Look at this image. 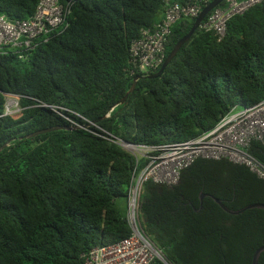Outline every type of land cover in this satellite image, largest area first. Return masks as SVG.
Returning a JSON list of instances; mask_svg holds the SVG:
<instances>
[{"label":"trees","instance_id":"obj_1","mask_svg":"<svg viewBox=\"0 0 264 264\" xmlns=\"http://www.w3.org/2000/svg\"><path fill=\"white\" fill-rule=\"evenodd\" d=\"M38 1L0 0V15L27 19ZM59 1L71 7L67 28L0 55V147L8 143L0 151V264H84L92 248L130 236L128 188L146 160L136 165L100 135L135 145L183 142L233 107L264 100V0L231 18L222 41L198 28L158 78L149 77L161 66L143 75L129 49L162 20L166 0ZM195 19L172 27L165 59ZM8 96L20 111L5 114ZM86 121L98 128L69 129ZM48 128L58 129L25 138ZM249 153L264 165L263 145L252 142ZM214 198L232 211L264 205V181L244 165L199 158L175 184L143 183L140 227L167 264H252L264 246V210L231 215Z\"/></svg>","mask_w":264,"mask_h":264},{"label":"built area","instance_id":"obj_2","mask_svg":"<svg viewBox=\"0 0 264 264\" xmlns=\"http://www.w3.org/2000/svg\"><path fill=\"white\" fill-rule=\"evenodd\" d=\"M213 0H184L183 4L166 0L162 20L152 28H143L138 39L132 41L129 49L131 63L143 75L156 71L165 59V42L172 27L183 18H197L202 8ZM263 0H223L207 14L199 25L205 32H211L217 41L226 35L227 23L236 15H242ZM224 3V5H222ZM70 4L59 0H39L35 13L27 19L9 20L0 15V55L15 49H33L39 38L59 33L68 26ZM16 108L12 96L6 98L5 114ZM44 107H47L44 105ZM54 109L53 107H49ZM15 112V113H16ZM67 119V118H66ZM75 127H96L93 122ZM94 133V132H93ZM97 135V133H94ZM123 148L138 160L145 159L143 169L132 171L126 201V219L131 229L129 237L109 246H98L84 254V264H150L162 254L144 235L140 227V196L146 181L172 185L179 178L181 170L196 159H227L234 164L244 165L258 179L264 181V165L250 153L252 142L264 146V100L251 107H233L210 131L187 141L156 146L135 145L115 136H101Z\"/></svg>","mask_w":264,"mask_h":264},{"label":"water","instance_id":"obj_3","mask_svg":"<svg viewBox=\"0 0 264 264\" xmlns=\"http://www.w3.org/2000/svg\"><path fill=\"white\" fill-rule=\"evenodd\" d=\"M223 2V0H213L211 1L207 6H205L202 11L199 13V15L197 16V18L195 19L190 31L183 37L181 38L175 45L174 47L171 49V51L169 52V54L167 55L166 59L164 60L163 64L161 65L159 71L155 74H153L152 76H150L149 78H158L162 75L164 69L166 68V66L175 58L176 54L178 53V51L180 50V48L186 43L188 42V40L190 39V37L194 34V32L199 28V25L201 24V22L205 19V17L207 16L208 13H210L215 7H217L218 5H220ZM140 76H136L133 79L132 85L129 89V91L126 93L125 97L122 99V101L120 102V104L124 103V101L126 100L127 96L129 94H132L137 81L140 79ZM94 124H96V121L93 122ZM79 127H70V130H75ZM58 128H48V129H43L37 132H34L30 135L25 136V138H32L41 134H45L51 131H54ZM8 145V143L4 144L3 146L0 147V151H2L6 146ZM204 195L200 194L199 199L200 201H202ZM214 201L228 214L231 215H238L241 214L242 212H244L245 210L248 209H262L264 210V205L263 204H251L248 205L238 211H232L229 210L228 208H226L220 200L214 198ZM264 252V246L259 247L255 252L254 255L252 257V264H258V259L260 254ZM160 261H162L163 263L167 264V262L165 261V259L163 258V256L161 255L158 258Z\"/></svg>","mask_w":264,"mask_h":264},{"label":"rangeland","instance_id":"obj_4","mask_svg":"<svg viewBox=\"0 0 264 264\" xmlns=\"http://www.w3.org/2000/svg\"><path fill=\"white\" fill-rule=\"evenodd\" d=\"M9 111L13 114V113H15L17 110H16V108H11V107H10V110H9Z\"/></svg>","mask_w":264,"mask_h":264}]
</instances>
